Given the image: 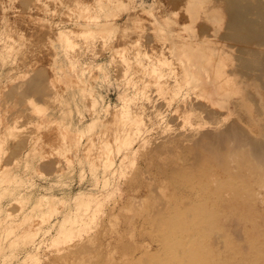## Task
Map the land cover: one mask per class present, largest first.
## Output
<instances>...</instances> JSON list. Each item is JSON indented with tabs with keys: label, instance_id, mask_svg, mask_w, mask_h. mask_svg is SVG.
Instances as JSON below:
<instances>
[{
	"label": "rangeland",
	"instance_id": "obj_1",
	"mask_svg": "<svg viewBox=\"0 0 264 264\" xmlns=\"http://www.w3.org/2000/svg\"><path fill=\"white\" fill-rule=\"evenodd\" d=\"M247 4L248 29L229 0H0V264H158L188 226L215 258L173 264H264V0ZM167 204L189 212L168 223Z\"/></svg>",
	"mask_w": 264,
	"mask_h": 264
},
{
	"label": "bare ground",
	"instance_id": "obj_2",
	"mask_svg": "<svg viewBox=\"0 0 264 264\" xmlns=\"http://www.w3.org/2000/svg\"><path fill=\"white\" fill-rule=\"evenodd\" d=\"M166 4V3H165ZM229 4H231L232 5V10L234 11V13L235 14H238L240 17H241V19L240 20H242V23L244 24V26L245 27H247V29L251 26V23L252 22H250L249 21V15L250 14H252V7H250V5L249 4H247V0H229ZM230 5V6H231ZM261 5V4H260ZM4 6V5H3ZM229 6V7H230ZM7 8H8V6H7ZM5 9V8H4ZM230 9V8H229ZM257 9V8H256ZM255 9V10H256ZM254 10V9H253ZM258 10V9H257ZM228 12V11H227ZM256 12V11H255ZM231 13V12H230ZM258 14V13H257ZM228 15H229V13H228ZM231 15V14H230ZM234 15V14H233ZM232 15V16H233ZM236 16V15H235ZM227 17V16H226ZM252 17V16H251ZM232 19V18H231ZM233 19H234V16H233ZM237 19H235V21H236ZM255 25V24H254ZM18 26V25H17ZM1 27V26H0ZM14 27V26H13ZM231 27H234V26H231ZM252 27V26H251ZM254 27V26H253ZM257 27V26H256ZM27 28V27H26ZM236 30H237V28H235ZM240 29V28H239ZM246 29V30H247ZM6 30V29H5ZM231 30V29H230ZM4 31V30H3ZM235 31V30H234ZM241 31V30H240ZM243 31H244V29H243ZM249 31V30H248ZM33 32V31H32ZM239 33V32H238ZM243 33H245V32H243ZM249 33V32H248ZM251 33V32H250ZM252 33H253V31H252ZM2 35V34H1ZM246 37V36H245ZM15 40V39H14ZM247 41V40H246ZM15 44V43H14ZM3 47V46H2ZM25 70V69H24ZM23 71V70H22ZM264 72V71H263ZM264 75V74H263ZM26 79H27V77H26ZM262 79V78H261ZM30 80V79H29ZM233 81V80H232ZM264 81V80H263ZM30 84V83H29ZM27 124V123H26ZM215 124V123H214ZM16 127H18V126H16ZM234 129V128H233ZM235 130V129H234ZM220 131V130H219ZM222 134V133H221ZM229 134V133H228ZM4 135V134H3ZM3 137V136H2ZM1 140V139H0ZM35 141V140H34ZM232 143V142H231ZM20 144V143H19ZM19 146V145H18ZM24 146V145H23ZM21 147V146H20ZM19 147V148H20ZM215 147V146H214ZM19 148H17V150L19 149ZM216 148V147H215ZM2 149H0V151H1ZM2 154V153H1ZM18 154V153H17ZM212 154V153H211ZM7 156V155H6ZM30 155L29 154H27V156H26V158H28ZM209 156H210V154H209ZM215 156V155H214ZM45 158V157H44ZM220 158V157H219ZM54 163V162H53ZM28 164V163H27ZM10 164H7L6 166H9ZM47 165V164H46ZM11 166V165H10ZM52 166V165H51ZM44 167H45V165H44ZM48 167V166H47ZM24 168V167H23ZM25 169V168H24ZM45 169V168H44ZM43 169V170H44ZM188 169H190V168H188ZM194 170V169H193ZM9 173H8V171L7 170H0V182L2 181H4L9 175H8ZM49 174V173H48ZM20 175V174H19ZM32 175V174H31ZM189 175V174H188ZM15 179V178H14ZM216 179V178H215ZM214 179V180H215ZM215 182H217L216 180H215ZM221 182V181H220ZM16 183V182H15ZM19 184V183H18ZM194 184V183H193ZM214 184H216V183H214ZM2 185V184H1ZM6 186V185H5ZM9 186H11V185H9ZM201 187V186H200ZM213 187H215V186H213ZM6 188V187H5ZM4 188V189H5ZM10 188V187H9ZM213 189V188H212ZM2 190V189H1ZM48 190V189H47ZM2 191H4V190H2ZM13 192H14V190H12ZM193 191V190H192ZM203 191H205V189L203 190ZM210 192V191H209ZM214 191H212V193H213ZM3 193V192H2ZM206 193H208V192H206ZM211 193V192H210ZM205 194V193H204ZM215 194H218V193H215ZM206 195H208V198H209V194H206ZM212 195V194H211ZM202 196V195H201ZM205 196V195H204ZM52 197V196H51ZM50 197V198H51ZM194 197V196H193ZM198 196H197V194H196V198H197ZM211 197H213V196H211ZM199 198V197H198ZM195 199V198H194ZM208 200V199H207ZM170 201V200H169ZM187 201V200H186ZM199 201V202H198ZM197 202H194V204H193V206L191 207L189 204H187V205H189L192 209L191 210H193V212H194V210L196 209H198L199 210V212H200V208L202 209V210H204L205 211V209H204V207L205 206H203V205H201L200 206V204H202V202H201V199L200 200H198ZM204 201V200H203ZM206 201V200H205ZM204 201V202H205ZM212 201V200H211ZM173 202V201H172ZM182 202V201H181ZM185 202V201H184ZM164 203V202H163ZM167 203H169V202H167ZM209 203H210V201H209ZM174 204V203H173ZM172 204V205H173ZM179 204V203H178ZM181 204V203H180ZM183 204V203H182ZM191 204V203H190ZM207 204H208V202H207ZM207 204H205V205H207ZM168 205V204H167ZM166 205V206H167ZM184 205V204H183ZM209 206H207L206 208H210V204H208ZM25 206V205H24ZM175 206V207H174ZM174 206H171V205H168L167 207H168V210H167V220H169V222L168 223H170V221L172 222L173 220H177L178 219V221H179V218H181L182 216H183V212L185 211H188L186 208H188L187 206L185 207V209L186 210H183L182 212H181V210L183 209V208H181L180 209V211H177L176 210V205H174ZM182 206V205H181ZM183 207V206H182ZM164 208V207H163ZM180 208V207H179ZM217 209V208H216ZM212 209L210 208V211H211ZM162 211V210H161ZM207 211H209V210H207ZM219 211V210H218ZM189 212V211H188ZM192 212V213H193ZM191 213V212H190ZM191 213V214H192ZM198 213V212H197ZM208 213V212H207ZM211 213H213V212H211ZM210 213V214H211ZM187 214V213H186ZM194 215H196V214H194ZM201 215V214H200ZM199 215V216H200ZM204 215V214H203ZM212 216L214 215V214H211ZM187 216V215H186ZM189 216V215H188ZM188 216H187V218H188ZM205 216V215H204ZM217 216V215H216ZM11 217V216H10ZM191 216H189V218H190ZM193 217V216H192ZM195 217H197V218H200V217H198L197 215L195 216ZM161 218V217H160ZM184 218H185V216H184ZM201 219H203V217H201ZM201 219H199V220H201ZM210 218H208L207 217V223H208V220H209ZM214 219V218H213ZM190 220H192V219H190ZM194 220V219H193ZM205 220V219H204ZM203 220V221H204ZM211 220V219H210ZM220 220V219H219ZM181 221V220H180ZM203 221H201V224L203 225ZM214 221H216V220H214ZM157 222V221H156ZM167 222V221H166ZM186 222V221H185ZM189 221H187V224H189L188 223ZM199 222V221H198ZM197 222V223H198ZM175 224L177 223V222H174ZM207 223H206V225H207ZM212 223H213V225L215 224L213 221H212ZM223 223V222H222ZM200 224V223H199ZM204 224H205V221H204ZM209 224H210V222H209ZM208 224V225H209ZM218 224V223H217ZM220 224V223H219ZM219 224H218V226H219ZM1 225V224H0ZM170 225V224H169ZM168 225V226H169ZM178 225H179V223H178ZM184 225H186V223H184ZM190 225V224H189ZM191 225H192V223H191ZM207 225V226H208ZM174 226V225H173ZM201 226V225H200ZM225 226V225H224ZM160 227V226H159ZM170 227V226H169ZM175 227V226H174ZM176 227H177V225H176ZM175 227V228H176ZM182 227V226H181ZM180 227V228H181ZM186 227V226H185ZM204 227H205V225H204ZM15 228V227H14ZM178 228V227H177ZM207 227H205V229H206ZM209 228H211L210 227V225H209ZM219 228V227H218ZM166 229V228H165ZM169 229V228H168ZM168 229H166L167 231H168ZM171 229V228H170ZM179 229V228H178ZM192 229V228H191ZM191 229L189 228V226L188 227H186L185 229H184V231L183 232H176V231H173L174 233H170L169 231V233L167 234V235H165V237H162V238H167V236H168V239L167 240H165V239H163L162 241H161V238H159L158 240H156L158 243H157V245L159 246V251L157 252V254H156V256H154V258H153V260L152 261H155V263H160V264H167V263H169V264H173V261H174V257L176 256L175 255V253L174 252H176V254L177 255H179L178 253L179 252H186V253H188V251L187 250H191L192 252H193V254L194 253H196L197 251H202V249H203V253L202 254H205L204 253V251L205 250H207V249H209L210 247H213V248H210V252H208V250H207V253H209V255L211 254L213 257H214V254H215V252H212V250L214 249V245L215 244H213L214 243V240H213V242H212V244H213V246H212V244H208L207 242H204L203 244H202V242H199V240H201L200 239V237L201 236H199L200 235V233L198 232V230L196 231V229H195V231H191ZM201 229H203V230H205L204 228H202L201 227ZM180 230V229H179ZM182 230H183V228H182ZM181 230V231H182ZM207 230V229H206ZM162 231V230H161ZM201 231V230H200ZM208 231V230H207ZM226 231V230H225ZM221 232H223V231H221ZM206 232H204L203 234L204 235H206L205 234ZM209 234H212V233H209L208 232V234H207V236L209 235ZM215 234V233H214ZM217 234V233H216ZM223 234V233H222ZM244 234V233H243ZM164 235V234H163ZM225 235V234H224ZM206 236V237H207ZM211 236H213V235H211ZM218 236H220V235H217L216 236V238H218ZM205 237V236H204ZM204 237H202V238H204ZM7 238V237H6ZM207 239V238H206ZM165 240V241H164ZM204 240V239H203ZM215 240H217L216 241V245L218 244V249L217 250H219V252L221 251V248H220V244L223 242L224 243V245H225V242L224 241H222L221 243H220V241L218 240V239H215ZM202 241V240H201ZM219 241V242H218ZM230 241V240H229ZM5 238H1V236H0V250L1 251H3L4 249H5ZM9 242V241H8ZM253 245V244H252ZM223 246V245H222ZM66 247V246H65ZM254 247V246H253ZM205 248V249H204ZM222 248H224L223 250H225V247H222ZM175 249V250H174ZM212 249V250H211ZM232 249V248H231ZM237 250V249H236ZM247 250V249H246ZM74 251V250H73ZM214 251V250H213ZM206 252V251H205ZM224 252V251H223ZM1 253V252H0ZM201 253V252H200ZM207 253L205 254V256L207 255ZM192 254V258H195L196 259V257L198 256V255H200V254H198L197 253V255H193ZM222 254V253H221ZM220 253H219V256L221 255ZM218 255V254H217ZM223 255H225V254H223ZM234 255V254H233ZM179 256H181L182 257V254L181 255H179ZM201 256H203V255H201ZM201 256H198L199 258L201 257ZM205 256H204V258H205ZM208 256V255H207ZM212 256H208L207 258L208 259H210V261H208L209 263L211 262L212 263V261H211V258H212ZM152 257V256H151ZM177 257V256H176ZM186 257H188V255L186 256ZM211 257V258H210ZM235 257V256H234ZM199 258L198 259H196L197 261L199 260ZM215 258V257H214ZM144 259V258H143ZM146 259V258H145ZM144 259V260H145ZM188 259V258H187ZM190 259H191V257H190ZM220 259V258H219ZM225 259V258H224ZM58 260V259H57ZM189 260V259H188ZM204 260H206V259H204ZM212 260H213V258H212ZM215 260V259H214ZM220 260H222V258L220 259ZM226 260V259H225ZM224 260V261H225ZM228 260V259H227ZM150 261V260H149ZM191 262H192V260H190ZM215 261H217V263L218 262H220L221 264L224 262V261H218V259L217 260H215ZM229 261H231V260H229ZM228 261V262H229ZM145 261H143V263H144ZM179 262V261H178ZM187 262V261H186ZM195 262V261H194ZM232 263H234V261H231ZM231 262H229L230 264H232ZM142 263V264H143ZM146 264H148V262H145ZM144 263V264H145ZM150 263V262H149ZM151 263H153V262H151ZM150 263V264H151ZM206 263H207V261H206ZM208 263V264H209ZM216 263V264H217ZM225 263H227V262H225ZM186 264V263H185ZM197 264V263H196ZM219 264V263H218ZM228 264V263H227Z\"/></svg>",
	"mask_w": 264,
	"mask_h": 264
}]
</instances>
